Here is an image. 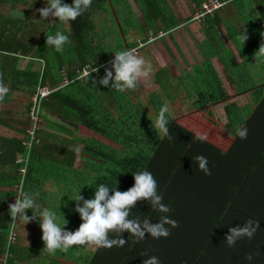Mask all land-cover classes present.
Listing matches in <instances>:
<instances>
[{
  "label": "trees",
  "instance_id": "trees-1",
  "mask_svg": "<svg viewBox=\"0 0 264 264\" xmlns=\"http://www.w3.org/2000/svg\"><path fill=\"white\" fill-rule=\"evenodd\" d=\"M19 1L30 3L27 0H0V8L6 2L15 4ZM188 1L194 15L189 17L187 24L197 13L204 12V0ZM62 2L71 5L73 0ZM133 2L151 30L161 24L160 31L169 35L184 24L178 21L166 0ZM219 2L221 6L210 15H204L203 21L210 25V31L212 26H225L227 36L234 44L243 42L242 37L246 35L245 42L256 44L252 53L261 67L264 56L255 54L264 44V0ZM44 3L47 6L50 0H44ZM8 7L9 12L13 11V7ZM131 14L134 12L129 0H92L91 7L75 21H69L68 27L57 18L55 23H33L36 38H33L31 47L14 41L13 35L7 36L6 30L18 20L0 16V74L3 75V84L7 80V70L11 69V83L16 88L20 85L32 93L45 88L48 92L34 105L37 114L55 132L68 134L84 144L81 147L84 161L80 168H75L72 162L76 150L66 147L70 140L57 139L56 135H49L40 126L32 134L23 129L20 138L0 137L2 149H8L12 154L4 162L9 168L0 171V183L8 186V189L0 190V264H142L148 256H157L161 264H264L263 80L260 78L259 85H248L247 81L250 80L251 84L252 78L247 69L241 68L230 75L239 79L236 85L239 91H255L247 118L238 126L247 128L246 139H240L234 128L230 132L233 142L227 150H221L208 140H196L194 137L200 134L190 129L195 126L191 122L185 127L170 119L166 113L172 137L169 140L154 127L161 107L167 104L165 92H143L139 97L133 90L121 92L98 83L105 76V68L111 69L110 62L115 52L127 50L122 37L127 33L124 22ZM233 18L237 20L236 24L231 21ZM136 29L141 30L143 26ZM57 31L63 32L70 40L62 53L46 45L47 36H54ZM149 42L145 38L143 42L127 45L129 49L139 50ZM206 46L214 49L211 42H207ZM19 56L29 58L26 69L18 70L16 67ZM35 60L41 62L40 71H30ZM231 61L234 64V60ZM203 65L206 74L202 85L194 80L197 86L192 87L197 94L194 105L198 111L214 105L220 95L219 98H223L221 86L208 76L207 71L211 67ZM90 66L91 69L85 70ZM94 68L99 71L90 72ZM262 69L253 70V77L259 79V74L264 72ZM82 70H85L84 74ZM158 77L163 79V76ZM32 104L29 100L26 106L28 112ZM230 108L227 106L229 112ZM49 116L54 117L53 122L49 121ZM2 119L0 124L4 122ZM232 121V118L227 119L228 127H233ZM29 122L27 119L24 124ZM77 125L91 129L120 148L77 133ZM17 153H20L19 158H15ZM198 155L207 157L211 175L197 171L198 165L193 158ZM142 170L153 174L158 182L157 191L163 196L162 202L171 207V212L154 211L147 201H140L132 209L130 218L141 221L148 218L151 223H157L162 215L169 216L178 221L179 226L165 225L170 229L167 238L153 239L146 233L145 238L137 242L136 237L125 231L123 238L128 242L123 247L109 249L97 246L90 250L88 246H73L67 253L57 251L54 255L44 250L41 236H37L35 244L25 250L11 242L15 222L9 214V205L14 204L21 193L31 195L35 202L41 194L50 198L45 208L56 212L61 226L67 221L64 227L75 231L82 223L79 213L73 211L78 194L85 199L94 198L100 184L121 192L127 191L135 183L133 173ZM48 180L55 185V192H40V186H46ZM31 211L38 212V209H29L26 215L33 216ZM248 219L259 221L254 236L251 239L243 237L234 247H229L224 240L228 229L243 226ZM40 250L49 256L48 262H37L32 258V255L41 253ZM248 253L253 254L251 261L245 259ZM58 257L69 262L57 261Z\"/></svg>",
  "mask_w": 264,
  "mask_h": 264
},
{
  "label": "clouds",
  "instance_id": "clouds-1",
  "mask_svg": "<svg viewBox=\"0 0 264 264\" xmlns=\"http://www.w3.org/2000/svg\"><path fill=\"white\" fill-rule=\"evenodd\" d=\"M91 4L92 0H73L71 5L63 3L62 0H50L47 6L37 11H39L43 19L51 16L66 23L75 21L83 15L91 7ZM242 39L245 41L247 36L244 35ZM69 43V37L61 31H57L54 36H47L46 39V45L54 47L58 53H62L64 46ZM255 55L264 56V44L261 45ZM110 63L111 69L105 68V76L98 83L121 92L135 90L141 78L149 77L152 71L150 63L144 57L139 56L136 49L115 52L114 59ZM113 69L115 75H113ZM98 71L99 69L94 68L90 72ZM90 72L88 75H90ZM110 81H112L111 85ZM7 92V87L0 80V102L4 100ZM168 112V105H163L154 127L171 140L172 137L167 127L168 119L166 113ZM236 135L240 139H246L247 128H237ZM194 138L204 141L206 136L197 135ZM75 150L79 151V148ZM193 160L198 165L197 171H201L205 175H211L207 157L198 155ZM133 178L135 181L134 185L124 192L116 188L110 189L108 186L100 184L94 192V198L85 199L78 194L75 199L77 204L73 211L79 213L82 223L75 231H69L64 227L67 221L61 226L58 223L56 212L48 208L43 209L39 213V218H41L40 227L43 233L41 239L45 245L44 250L54 255L57 251L67 253L73 246L95 245L109 249L113 246L123 247L128 242L123 238L125 231L136 237L137 242L144 239L146 233H149L153 239L167 238L170 235V229L166 228L165 225H171L173 228L179 226L178 221L171 219L169 216L162 215L157 223H151L148 218L143 221L139 218H130L132 209L140 201H147L154 211L165 214L171 212V207L162 202L163 196L157 191L158 182L151 172L147 170L138 171L133 173ZM110 192L112 193L111 195ZM80 202H82V206ZM36 207L31 195L21 193L20 196L16 197L15 203L9 205V214L13 222L19 219L26 224L38 217L36 212H33L31 217L26 215L27 210H32ZM258 228L259 221L248 219L243 226L230 227L224 240L229 247H234L236 242L243 237L251 239ZM142 255H147V253ZM245 259L251 261L253 254H246ZM142 264H161V262L157 256H148L147 259L143 260Z\"/></svg>",
  "mask_w": 264,
  "mask_h": 264
},
{
  "label": "rangeland",
  "instance_id": "rangeland-1",
  "mask_svg": "<svg viewBox=\"0 0 264 264\" xmlns=\"http://www.w3.org/2000/svg\"><path fill=\"white\" fill-rule=\"evenodd\" d=\"M28 2L30 1L29 4L24 3V1H19L18 3L15 4H11L10 2H6L5 6H3V8H0V16L6 17V18H11V20L17 19V23H12L11 27H9L6 32H8L7 36L13 35L14 37V41H19L21 43H23L25 46H29L31 47L34 43V39L36 38L34 35L35 33H33L35 31V26L33 25V23L35 22H45V23H55V18L53 17H48L46 19L41 18L39 11H37L38 9H41L43 7H45V3L44 0H27ZM168 3L169 8L171 9V11H173L174 15H176L178 21L180 23H184V24H180V27L184 28L187 23L186 21L189 19V17H192L194 14H192V10H191V6L189 4L188 0H166ZM129 4L132 7V11L134 12V14H131L130 17L127 18V20L124 22V31L127 28V33L123 35L122 39H123V45L125 49H129L128 45L131 42H143V40L145 38H147L149 41L154 42L155 37L157 36H161V24L158 27H155L153 30H151L148 25L145 23V19L143 17V15H141V12L139 11L138 6H136V4H134L133 0H129ZM13 7V11L9 12V7ZM28 10V11H27ZM25 12H27L25 14ZM112 15V14H111ZM197 15V14H196ZM196 15L193 17L192 22H196L199 21L197 23V26L199 28V25L202 27L203 31H204V37L206 38V40H208V42H211L212 46L215 47L213 44L214 42L212 41L213 39L210 37V34L207 33V28H206V22L203 21L204 17H200V18H195ZM209 15V14H207ZM231 21H233V24H236V19L233 18ZM191 21L189 23H192ZM24 23V24H23ZM65 27H68V22L64 23ZM7 26H10V24H8ZM43 26V25H41ZM137 26H143V29L138 30L136 29ZM239 26V25H238ZM237 27V26H236ZM220 30V34L222 36V40L223 42H225L226 45H231V42L228 39L227 33L225 31V26L220 25L217 27ZM41 30V29H40ZM183 30V29H181ZM34 34V35H33ZM168 38V36L170 35H164V37ZM164 37H162V41L164 42V47H168L170 46L172 51V56L171 59L176 61L175 64L178 65L176 66L179 72V75H181V78L183 76V79H181L180 81H177L175 83H171L170 85L174 86L175 88L173 89V92H178L180 89H182L181 92H189V93H194L192 87L193 82H195L194 80H192V78L196 77V72H195V77L193 74L191 75H185L183 72V69L186 71V74L188 72V69L186 68L187 66V60H183L181 57V54H179V51L181 52L182 49H179V46H176L175 44H173L172 40L169 38L164 39ZM203 37V40H204ZM154 40V41H153ZM172 42V43H171ZM243 42H245L243 40ZM199 45L198 51L201 54L202 57H200V55H197L196 57H194L193 61L195 62H200L201 58L204 59L205 57V50L201 47L200 41L197 40V47ZM148 48L145 49H141V50H137L136 52L137 54L140 56L141 54H144L143 56L145 57V59L147 60V57L150 56L149 60L151 63V74L149 77L154 78L157 75V78H159L158 76H163L165 71H161L158 70V68H156V62L158 60V54H154L151 51L146 53L147 50H151L150 46L148 45ZM27 47V48H29ZM235 50V49H234ZM238 54L240 55V48H238L237 50ZM146 53V54H145ZM183 53V52H182ZM163 62L168 61L169 59H167V56H161ZM155 58V59H154ZM28 57H23V56H19L17 58L16 64H17V68L18 70H23L24 68L26 69L27 64H28ZM161 59V58H159ZM256 57L253 56V60L255 61ZM260 63V62H258ZM186 64V66H184ZM9 66H7L8 68ZM92 66L90 67H86L85 70L91 69ZM41 68V62L38 60H35L34 62L31 63V68L30 71H40L39 69ZM156 68V69H155ZM261 68H264V64L261 66ZM85 70H82V74H84ZM10 71L11 69H8L6 72V82L4 83V85L7 87L8 92L9 93L7 96H5V101L0 102V107L2 105V107L7 109V116L9 117V119L11 120V122L13 123L14 127L16 129H19V132L16 133V135L18 137L21 136L22 133H20V130L23 131L24 127H26L27 125L24 124V121H26L27 119L29 120V113L28 110H26V106L29 103V100L32 101V97L35 94L32 92H29V90L27 88H21L19 85V88H16L14 84L11 83V76H10ZM156 71V74H155ZM263 74V72H262ZM3 76V75H2ZM0 74V80L3 78ZM205 77V76H204ZM235 77H237V75H235ZM261 79L264 80V74L261 75ZM250 80L247 81L248 85H258L259 82H261L260 79H256V78H252L251 80V84L249 83ZM4 82V81H2ZM150 83V82H149ZM166 83L165 81H162V84H164L163 90L162 92H165L166 95H164V97L166 98V102L167 100L169 102H171V100H173L174 98L177 99L178 101H185L188 100V97H184V96H178L176 94H172V95H167V92H171L170 89L166 88ZM157 86H153L150 84L146 83V78H141L137 88L135 90H133L135 96H141L140 93L141 92H146L147 94H151L153 92L156 91ZM160 88V87H159ZM179 88V89H177ZM167 91V92H166ZM237 88L235 87H229V97L230 99H232L234 97V95L237 93ZM169 102H167V105L169 107V116H171L172 114L175 115L174 113V109L171 107V105L173 104H169ZM242 102V101H241ZM180 105V104H178ZM211 107V106H210ZM209 107V108H210ZM208 108V109H209ZM178 110H180V108L178 107ZM182 111L184 110H180L179 113L182 114ZM49 121L53 122L54 121V117L49 116ZM57 119V118H56ZM176 122H178V119H174ZM207 120L209 121V123L211 122L212 125L216 128H212L208 123ZM195 121L194 120H190L187 119L186 124L187 126L191 125L190 122ZM198 122V124L201 123L202 125V135L206 136V140H215L217 141L218 139L220 140L219 143H217V145H219L221 148H225L228 145V142H231L232 138L231 136L227 135L226 133V124L223 123L221 120H212V119H204L202 121L200 120H196ZM180 122V121H179ZM46 122L44 121V119L40 118L39 119V123L37 124V126H40V129L43 130L44 132L49 133V135H56L57 139H68L70 140V142L66 143V147L67 148H74L77 149L79 148V151L74 152L75 153V157H73L74 162H72V166H74L75 168H80L82 166L83 163V158H82V152H81V147L84 145L82 142H78L73 140L68 134L65 133H57L55 132L51 126H46L45 124ZM24 126V127H23ZM186 126V127H187ZM205 128V129H204ZM5 129L2 128L1 131L3 132ZM206 130V131H205ZM77 133L85 135V136H90L92 138H96L104 143H106L109 146H112L114 148H120L119 146H117L116 144H114L113 142L107 140L106 138L102 137L101 135H98L94 132L91 131V129L83 126V125H77ZM51 137V136H50ZM55 140L56 142L58 140ZM41 140L42 137H41ZM57 155V153H54ZM52 180H48L46 186H44V184L41 185L40 189H42L43 191H47V192H53L55 189V185H53L51 183ZM12 186H10L11 188ZM14 187H17V185H15ZM8 189V186H5L4 189ZM41 190V192H42ZM55 192V191H54ZM38 199V201L36 200L35 204H36V209H38L37 213V221L31 220L28 223L25 224L24 221L22 220H16L15 224L13 225V231L14 233H12L10 240L13 243H16L18 246L23 247V249H27L31 244H35L36 241V237L37 236H41L42 237V230L40 227V223H41V218H39V213L43 211V209H45V205L50 202V198L48 197H42L41 196H37L36 197ZM35 198V199H36ZM43 199V200H42ZM16 200V199H15ZM31 213L33 214V211H31ZM89 249H96L97 246L95 245H91L88 246ZM32 258L34 260H37V262L39 261H44V262H48L49 260V256L44 255L42 252L41 253H37L34 256L32 255ZM60 259V260H58ZM2 261V258H0V263ZM57 261H66L69 262L67 260H65V258L63 257H58Z\"/></svg>",
  "mask_w": 264,
  "mask_h": 264
},
{
  "label": "crops",
  "instance_id": "crops-1",
  "mask_svg": "<svg viewBox=\"0 0 264 264\" xmlns=\"http://www.w3.org/2000/svg\"><path fill=\"white\" fill-rule=\"evenodd\" d=\"M217 1L219 2V0H217ZM204 2H205V0L203 1L202 4H204ZM197 14H199V13H197ZM198 22L199 21H196V22L194 21L192 23H189L184 28L179 27L178 29H176L175 31L170 33L169 35L171 37L168 36V38H169V40L170 39L173 40V42H174L173 44H175L176 46H179L178 47L179 49H182L181 52L179 51V54H181V57L184 61L187 60V66H186V64L184 66H186V68L188 69V72L186 74V71L183 69L184 74L188 75V76L193 74L195 77V72H196V77L192 78V80H196V82L198 81L199 86H201L202 81L204 80V74H206L205 67L203 64H206V65L208 64V66L211 67L207 71L208 76L210 78L212 77L213 81L217 82L221 86V89L223 91V98H219V97H221V95H220L218 97L216 103L214 105H212L210 108L208 107L209 109L198 111V110H195L196 107L194 105V102L196 101V95H197L194 88H192L194 91L193 94L189 93V92L183 93V92H181L182 89H180L178 92H176V91L173 92V89L175 87L170 85V84L175 83L177 81H180L181 79H183V76L181 78V75H179L178 69L176 67L178 65L175 64L176 61L171 59L172 51H170L171 50L170 46H169V48L164 47V42L162 41V37H164V34L162 32H161V36L159 35V39L155 40L154 42L151 41L146 45V47L141 48V49H145V48L149 47L148 45H151L150 46L151 50H147L146 53H148L150 51L154 54L157 53L159 57H158L157 61L155 60L156 68H158V70H161L162 72L165 71L163 74V79H158L157 76H155L154 78L151 79V77H152V74H151V77L146 78V83L153 85V86H157L155 88L156 89L155 92H157V91L162 92V91H164L163 90L164 84H162V81H165V82H167L166 88L171 90V92H169V93L166 91L167 95L176 94L178 96H184L185 98L188 97V100H185V101H183V100L178 101L175 98L173 100H171V102H169L167 100V102H169V104H173V105H171V107L174 109V113H175V115L172 114L170 116V119H173V120L178 119L180 121V122L179 121L178 122L180 124H183L186 127L187 126V124H186L187 119L194 118L195 121H192L191 123L195 126H194V128H190V129H193V130H195L194 132L202 135V130H203L202 125H201V123L198 124V122L196 120L202 121L203 118L204 119H212V120H221L223 123L226 124L227 119L232 118L233 127H228L226 124V133H227V135L230 136L231 135L230 132H232L234 128L235 129L239 128L238 126H241V124L246 120L248 109L251 108L252 104H253L252 94L255 93V91H252L250 89H249V91H247L248 89L243 90V91H239V88L236 87L238 92L234 95V97L232 99H230L229 87H231V86L235 87L236 85L239 84V81H238L239 79L238 78L235 79L233 77V75L231 78L230 75L233 74V72L235 70L241 68V69H247L249 72V75L251 76V78H253V76L255 74V72H253V70L256 71V69H259V70L262 69L258 65L257 58L255 61H252L253 56H254L252 52L254 51L256 44L250 43V41L235 42V44H234L232 41V38L228 37L229 41L231 42V45H226L225 42H223V40H222L220 30L217 28V26H212V30L210 31V29H209L210 25L206 24V28H207L206 31H207V33L210 34V37L213 39L212 40L214 42L213 44H215L214 49H210L206 46L208 40H206V38L203 35L205 30L203 31V29L200 25L198 28V26H197ZM181 29H183V30H181ZM214 36H215V38H214ZM203 37H204V40H203ZM166 38H167V36L164 37V39H166ZM216 39L218 40V42ZM197 40L200 41L201 47L205 50V54H204L205 57H204V59L201 58L200 62L193 61L194 57H196L197 55H200V57H202L198 51L199 45L197 47ZM238 48H240V53H241L240 55L237 52ZM141 49H139V50H141ZM143 55L144 54H141L140 56L144 57ZM161 56H164V58H165V56H167V59H169V60L163 62ZM226 56L229 58H227ZM149 58H150V56L147 57V61L150 63ZM159 58H161V59H159ZM231 60H234V64L232 63ZM150 65H151V63H150ZM226 66H228V68H225ZM155 74H156V71H155ZM263 74H264V72H263ZM263 74H262V72H261V74H259V79L261 78V75H263ZM263 82H264V80H263ZM193 85L197 86L194 84V82H193ZM177 89H179V88H177ZM141 93H143V92H141ZM144 93H146V92H144ZM3 101H5V98ZM178 104H180V105H178ZM227 106L231 107L230 112L227 110ZM178 107L180 108V110H184V111H182V114L179 113L180 110H178ZM6 112H7V109L2 107V105H1V107H0V118L3 117L2 121L4 120V122H2V124H0V137H3V139L20 138L22 135L20 137H18L16 135V133L19 132V129H16L14 127L13 123L10 121ZM194 119H192V120H194ZM207 123L212 128L216 129L212 125L211 122L209 123L208 120H207ZM28 125L26 127L23 126L24 130H27ZM2 128L5 129L3 132L1 131ZM20 133H22L21 130H20ZM231 138H232L231 142H228V145L225 148H221L219 145H217V143H219V141H220L219 139L217 141L208 140V143L215 145L216 147L220 148L221 150H227L228 146L233 142V137H231ZM2 148H3V146L0 144V171L2 169L7 170L9 168L8 165H5L7 163H4V162H6L12 155V154H10V150H8V149L3 150ZM19 157H20V153H17L15 158H19ZM72 186H73V184L71 185V187ZM4 187H5V185H2V183H0V190L4 189ZM68 187H70V186H68ZM39 190L41 192L42 189L39 188ZM42 192H43V190H42ZM70 192H71V190H70ZM40 247H41V245H40ZM40 252H41V250H40ZM42 253L44 255H46L44 251H42Z\"/></svg>",
  "mask_w": 264,
  "mask_h": 264
},
{
  "label": "built area",
  "instance_id": "built-area-1",
  "mask_svg": "<svg viewBox=\"0 0 264 264\" xmlns=\"http://www.w3.org/2000/svg\"><path fill=\"white\" fill-rule=\"evenodd\" d=\"M220 6L221 3L218 2L217 0H205L204 4H202V8L204 12L197 14L195 18L204 17V15L212 13L215 9L219 8ZM47 92L48 91L45 88H42L39 89L38 93H35L32 97L33 104L31 111L29 112L30 123L27 129V133L32 134L34 132V129L37 128V124L39 123L40 116L37 114L34 105L38 101V99L45 96Z\"/></svg>",
  "mask_w": 264,
  "mask_h": 264
}]
</instances>
